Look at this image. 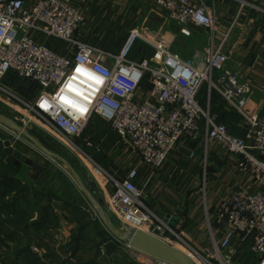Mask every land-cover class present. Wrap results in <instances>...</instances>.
Segmentation results:
<instances>
[{"label":"built area","instance_id":"obj_1","mask_svg":"<svg viewBox=\"0 0 264 264\" xmlns=\"http://www.w3.org/2000/svg\"><path fill=\"white\" fill-rule=\"evenodd\" d=\"M258 2L242 0L241 7L259 9ZM155 4L172 21L213 33L214 16L202 4L189 0H155ZM83 22L81 11L66 0H0V91L8 94L4 83L8 72L36 86L29 97L17 89L6 101L10 107L16 105L20 126L34 127L77 155L76 140L95 118L108 125L140 162L158 170L178 141L201 137L204 120L205 144L213 141L238 157L236 170L245 177L207 216L210 247L205 256L145 206L135 167L123 180L114 181L105 211L127 228L148 232L154 227L173 246L168 238H177L194 264H264V114L246 111L249 89L226 69V56L211 47L200 72L191 61L180 60L153 41L156 35L138 31L129 33L117 53H108L83 40L79 35ZM135 39L152 44L153 54L130 59L127 53ZM52 42L64 48L63 54L48 47ZM205 83L245 122L242 136L209 119L198 102ZM211 255L218 257L217 263ZM148 264L167 263L150 259Z\"/></svg>","mask_w":264,"mask_h":264},{"label":"crops","instance_id":"obj_2","mask_svg":"<svg viewBox=\"0 0 264 264\" xmlns=\"http://www.w3.org/2000/svg\"><path fill=\"white\" fill-rule=\"evenodd\" d=\"M66 1L77 7L83 15L84 22L79 31L83 40L90 39L91 36L95 37L93 33H101L100 38L95 41L109 42L105 36H102V33H111L109 35L114 40L112 45L118 42L116 47L121 49L126 42L127 34L131 31H138L148 37L150 34L156 35L151 38L153 41H157V44L165 47L169 53L180 60L191 61L196 68H200L202 65L200 63H204L206 52L211 47L218 48L227 58L226 69L235 74L238 82L249 89L246 111L257 116L264 114V0H259L256 5L259 9H254L250 5L241 7L242 0H189L196 5L202 4L207 12L214 16L213 33L205 28L185 26L172 21L166 12L155 4V0ZM144 43L153 49L152 44ZM63 49L57 44L55 52L63 54ZM153 52L154 50L152 54ZM213 78L216 80L217 75L215 74ZM4 83L20 86V84L13 85L14 83L9 78H6ZM143 88L146 92L149 85ZM214 94L222 99L215 90ZM210 99L205 83L198 94V102L207 111L209 119L216 124L226 125L234 135L242 136L245 131V122L242 118L223 99V103L215 100L212 102ZM200 128L201 137L198 139L182 138L178 141L158 170H153L140 162L123 143L119 142L118 135L98 119H91L86 129V132L90 133L87 136L88 139H93V143L101 147L104 153L107 150L110 151L106 155L112 152L116 155H123L127 168L117 176L118 180H123L128 171L135 167L137 170L136 184L142 191L141 200L145 206L160 216L173 230L185 237L195 239L199 245H201L203 234L207 235V216L212 213L214 206L221 198L228 196L245 181V177L236 170L238 157L224 152L213 141L205 144L204 120L200 121ZM96 133L100 136L95 137ZM111 133L114 134V139L109 142L107 137ZM77 140L83 141V135ZM0 142L14 151L13 145L16 142H27L32 146L16 133H12L8 139L0 138ZM79 145L83 148V144L79 143ZM191 146L194 147L195 152L200 150L201 157L204 156L210 160L211 165L217 164L220 175L216 179L219 185L216 184L217 188L213 195L210 193L209 198L206 199L204 193L201 203L197 201L198 198L194 203L192 197L187 198L186 202L177 201L178 198L185 199L184 193L187 197L190 195L188 192L198 187L197 184H192V181L196 179L198 181L199 170L197 168L191 170L189 166L196 160L195 155L193 159L189 158L192 152L187 148ZM20 155L23 159L21 153ZM4 160L0 157V164ZM24 166L31 168L29 162L24 163L17 173L4 168L2 169L6 173H0V264H83V248L85 249L83 229L87 227H83V219L88 223L95 222L106 228L97 207H101L103 211L105 209V206L99 202L100 196L91 193V198L87 197L76 184L74 177V189L70 185L67 186L66 191L64 190V198H60L54 191L37 188L43 168L31 169L28 172L26 178L31 181L29 186L12 187L14 180L11 177H20ZM177 170L181 178L173 177V173ZM75 172L79 176L80 169L77 168ZM87 172L92 176L91 182L97 181L90 169ZM33 176H36V180L32 179ZM81 176L79 178L83 182V172ZM96 183L101 195L106 198L111 189L105 192L99 185L101 183L98 181ZM85 186L88 188L86 184ZM231 188L233 190L230 191ZM75 197L78 202L75 201ZM86 206L87 209L93 208L96 214L94 218L91 217V219L89 216L85 218V214H89L85 209ZM23 207H29L25 209L28 211H20ZM199 211L201 216H198ZM179 212H182L184 216L179 215ZM23 213H26V216L20 215ZM24 224L27 225L26 229L22 226ZM80 225L81 227L74 233L76 227ZM32 227V230L43 236L37 240L28 238L26 240L25 232L31 230ZM123 246L124 255L121 264L149 263L151 258L148 256L128 248L125 242ZM94 248L98 259L103 258L102 254L107 259L109 258L107 252L104 253L103 246Z\"/></svg>","mask_w":264,"mask_h":264},{"label":"rangeland","instance_id":"obj_3","mask_svg":"<svg viewBox=\"0 0 264 264\" xmlns=\"http://www.w3.org/2000/svg\"><path fill=\"white\" fill-rule=\"evenodd\" d=\"M104 34L109 35V33H102V36H106ZM125 34V33H124ZM95 37L91 36L90 39H84L86 42L91 43L90 40H97L100 38L101 33H93ZM129 34H127L128 38ZM138 43L140 45H146L142 40L135 39L133 42V45L131 47V50L127 53L128 57H130L131 51L134 48L135 44ZM147 46V45H146ZM150 48V47H148ZM108 53H114L110 49L106 50L103 48H100ZM152 51L153 49L150 48ZM120 50V49H119ZM118 50V51H119ZM117 51V52H118ZM116 53V52H115ZM146 57V56H145ZM136 58V57H135ZM139 58H136V60ZM141 59V58H140ZM202 64V65H201ZM201 67L197 69L202 72L204 65L203 63H200ZM199 66V65H198ZM7 85V84H6ZM17 89L19 87L7 85L6 91L8 94H5L4 92L0 91V113L5 116L6 118L10 119L14 124H17L20 126L21 124V116L16 112V105H13L12 107L6 105V101L9 96L15 93H18ZM34 127L27 129L28 131L33 130ZM12 133H16L13 131L9 126L0 125V138L8 139L11 137ZM36 139L42 143L49 151L54 153L56 156L59 157V159H51L48 158L42 154L34 147L27 144V142H16L13 145V148L15 151L22 154L24 160H29L30 167H23L21 171L20 177H11L13 178L14 182L11 185L12 187L16 186H29L31 184V181L29 178H26V175H28V172L31 171V169L38 170L39 168H43L42 172L40 173V179L37 182V188H44L46 190L54 191L60 198H64V192L66 191L67 186H71L72 189H74L73 186H75L73 175L70 173L68 167L66 164L70 165L75 171H77V168L80 169V172H78L79 176H81V172H83V182L88 186V183H90L92 180V176L89 175L87 172L89 169L92 171L93 175L96 177L97 181L100 182L99 184L105 192H107L108 189L112 190V184L114 181H118V175L126 170L127 168V162L123 160V155L121 154H115L110 153L106 155L107 152H110L107 150L105 153L102 151L101 147L97 146L93 141H90L86 137H83V148L79 145V143L76 142V145L79 148V152L77 155H74L68 148L62 147L60 144H58L55 140H53L50 136L46 135L45 133H37ZM100 136L98 133H96L95 137ZM196 145H198L196 143ZM194 147L191 146L188 149V151H191L194 153L196 160L191 163L189 166L191 167V170L197 168L199 170L196 174H198V181L197 179L192 181L193 185H198L194 190H191L190 195L186 197L185 193L183 194L185 199L178 198L177 201L183 200L186 202L189 197H192V201L195 203L197 198L200 203L203 200L204 193L206 194V199L209 198L210 193L213 195L215 192L217 186V178L220 177L217 164L211 165L210 160L204 158V156L201 157L200 150L198 152H195L193 149ZM61 159V160H60ZM65 161V163L62 162ZM82 170V171H81ZM116 170V171H115ZM0 173L5 174L6 172L2 169V166L0 164ZM7 176V175H6ZM8 177V176H7ZM82 177V176H81ZM173 177L175 178H181L178 174V170L173 173ZM10 178V177H9ZM90 178V179H89ZM221 178H219L220 180ZM91 180V181H90ZM90 181V182H89ZM95 181V182H97ZM217 184V186H216ZM216 186V187H215ZM65 190V191H64ZM233 190L232 188L230 191ZM229 191V192H230ZM110 193V191H108ZM74 192H72L73 194ZM177 196V195H176ZM76 202H78L77 197ZM74 200V199H73ZM176 201V203H177ZM26 208L29 207H23L20 209V211H24ZM87 209V206L85 207ZM93 208L89 207L87 209V212L89 214H85V218L88 216L91 218H94L96 214L94 213ZM28 211V210H25ZM105 211V209H104ZM106 213V211H105ZM107 214V213H106ZM181 216L182 212L178 213ZM198 216H201L202 214L200 211L198 212ZM23 216H26V213L20 214ZM211 213L208 215L210 217ZM91 218V219H92ZM20 224V223H19ZM24 229H26L25 226L22 225ZM87 226L86 229H83V245L85 246V249L83 248V264H121L123 259V252L122 247H124V242L120 241L116 237H114L105 227H101L98 224L94 223H88L86 220L83 219V227ZM113 228L122 235L125 231V226L120 224L118 220L116 222L112 221ZM80 226L76 227V230L74 233L78 231ZM26 231L24 238L26 240L33 239L37 240L39 237L43 236V234H38L35 232V230ZM174 232L179 236L181 240H183L187 245H189L194 251L199 252V254L205 256L204 254H207L205 252L206 248H209L210 245L207 240V235L203 234V239L201 241V245H199L195 239H192L190 237H185V235L176 232ZM169 237V236H168ZM28 238V239H27ZM170 241L175 242V247H177L179 250L183 251L185 248L182 247V243L176 238L169 237ZM25 240V241H26ZM198 240V239H197ZM99 242V244H98ZM98 244V245H97ZM105 249L102 250V253H106L108 255V259L103 256V258L98 259L97 254L94 252V247H101ZM87 248V250H86ZM86 252V253H85ZM184 252V251H183ZM100 253V252H99ZM106 255V256H107ZM212 257L211 261L218 262V257H215L214 255H211ZM221 260H223L222 257H220ZM99 261V262H97ZM95 262V263H93Z\"/></svg>","mask_w":264,"mask_h":264},{"label":"water","instance_id":"obj_4","mask_svg":"<svg viewBox=\"0 0 264 264\" xmlns=\"http://www.w3.org/2000/svg\"><path fill=\"white\" fill-rule=\"evenodd\" d=\"M3 124L5 126H9V128L15 131L18 136L26 139L42 154L50 157L53 160L59 159L58 156L49 151L35 137H33L27 129L14 124L10 119L6 118L0 113V125ZM62 162L65 163L63 160ZM66 165L70 173L75 178V182L81 191L89 198H91V193L94 195H99V202L105 206L106 200H104L105 198H103L101 195L98 184L93 181L88 183V188H86L85 184L79 178L74 169L70 165ZM97 207L99 216L105 224L107 230L114 237L122 242H125V245L128 248L142 253L151 259L159 260L167 264H194L192 259L187 254L179 250L177 247L163 241L160 238L161 232L154 227H151L148 232L138 228L125 227L124 233L120 235L112 226V221L114 220L116 222V219L113 216L106 214L101 207Z\"/></svg>","mask_w":264,"mask_h":264},{"label":"trees","instance_id":"obj_5","mask_svg":"<svg viewBox=\"0 0 264 264\" xmlns=\"http://www.w3.org/2000/svg\"><path fill=\"white\" fill-rule=\"evenodd\" d=\"M111 34V33H109ZM107 40H109V42H104L103 41H91V45H96V46H99L100 48H103V49H110L111 51H113L114 53L117 52L119 50L117 46L118 42L115 43V45H112V36L111 35H106L105 36ZM119 39V38H118ZM117 39V40H118ZM89 43V42H87ZM49 48L53 49L54 51L57 50V44L55 43H49L48 45ZM152 55V50L150 48H148V46L146 45H140L138 43L135 44L134 48L132 49L131 51V54H130V59L132 60H136V58H139L137 60H140V58H147V57H150ZM146 56V57H145ZM136 57V58H135ZM6 78H9L10 81H12L14 84L13 85H19V91L22 92L24 95L26 96H30L32 94V92L35 91V85H32L30 82H27V81H24L22 82L17 76L14 75V73L12 72H8L7 73V76ZM5 82V80H4ZM145 85H148L147 82L145 81L144 82V86ZM201 90V88H200ZM199 90V92H200ZM198 92V94H199ZM210 93V101L214 102L215 101H220V102H224L222 99L219 98L218 95L214 94V90H210L209 91ZM87 129V128H86ZM37 133H42L41 131L37 130V129H33V130H30V134L33 136V137H37L35 135H37ZM86 135H90V133L86 132V130L84 131L83 133V137H86ZM114 134H108V137L109 138V142L114 139ZM1 139H5V138H1ZM88 139V138H87ZM90 141H93V139H88ZM76 142L78 143H81L83 144V141L81 140H76ZM42 144V143H41ZM43 145V144H42ZM44 146V145H43ZM0 157H3L5 160L2 162V168L6 169V170H9V171H12L14 173H17L20 171L21 167L23 166V164H28L29 161L28 160H23L21 158V155L20 153L14 151L12 148L8 147V145H2L1 142H0ZM33 180H36V176H33L32 178Z\"/></svg>","mask_w":264,"mask_h":264},{"label":"bare ground","instance_id":"obj_6","mask_svg":"<svg viewBox=\"0 0 264 264\" xmlns=\"http://www.w3.org/2000/svg\"><path fill=\"white\" fill-rule=\"evenodd\" d=\"M183 252V251H182Z\"/></svg>","mask_w":264,"mask_h":264}]
</instances>
